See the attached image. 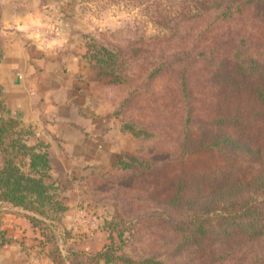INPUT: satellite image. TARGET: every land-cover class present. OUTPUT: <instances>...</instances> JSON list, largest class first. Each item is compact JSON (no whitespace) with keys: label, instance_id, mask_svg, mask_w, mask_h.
Masks as SVG:
<instances>
[{"label":"rangeland","instance_id":"374dc122","mask_svg":"<svg viewBox=\"0 0 264 264\" xmlns=\"http://www.w3.org/2000/svg\"><path fill=\"white\" fill-rule=\"evenodd\" d=\"M195 8V0H66L90 43L116 55L108 63L119 83L103 87L131 138L112 167L87 181L107 221L131 223L122 240L114 232L117 264H264V237L245 241L220 210L235 201L207 206L211 180L233 174L245 182L239 198L264 211V174L255 170L264 167V107L220 78L230 77L234 47L264 61V6L217 21L211 11L195 16ZM236 110L239 124L220 130L218 119ZM237 129L239 146L210 143L213 132L235 137ZM131 157L132 171L115 167Z\"/></svg>","mask_w":264,"mask_h":264},{"label":"crops","instance_id":"0c3cea01","mask_svg":"<svg viewBox=\"0 0 264 264\" xmlns=\"http://www.w3.org/2000/svg\"><path fill=\"white\" fill-rule=\"evenodd\" d=\"M65 7L66 0H0L6 114L33 131L30 144L47 145L51 181L66 207L52 227L38 214L1 203L0 264H73L69 250L91 258L114 242L109 218L92 202L87 176L112 167L131 135L122 130L106 100L105 80L86 56L88 29ZM92 264L108 263L98 258Z\"/></svg>","mask_w":264,"mask_h":264},{"label":"trees","instance_id":"16d2710c","mask_svg":"<svg viewBox=\"0 0 264 264\" xmlns=\"http://www.w3.org/2000/svg\"><path fill=\"white\" fill-rule=\"evenodd\" d=\"M195 4L197 11L195 16L200 15V12L211 11L217 21L229 19L236 13L242 14L252 4L264 6V0H195ZM86 47V56L98 67L100 76L105 78V86L116 88L119 83L115 73L116 68H114V65L108 63L109 60H115L116 55L106 49V47L93 45L90 43V39L88 40L87 38ZM231 61V78L227 74H222L220 78L225 83L231 84L236 91L245 89L252 91L256 96L257 102L264 107V61L256 56L242 53L240 47H234ZM185 69L187 68L185 67ZM181 80L182 92L187 96L188 79L187 77H182ZM125 100L119 101L118 111L121 110ZM118 111L116 114H118ZM243 117L236 110L226 116L220 117L217 126L220 130L226 125L228 127L237 126L240 118ZM188 119L190 122V116ZM222 132L224 131L212 133L210 141L212 145L223 144L226 146L227 144L225 143H228V145L233 147L239 146L237 139L239 136L242 137L243 134H240L239 129H237L235 137ZM138 133L141 134V132ZM32 135L33 131L30 128L21 126L18 120L6 114V107L0 90V151L3 154V162L0 164V204L10 203L13 206L38 214L50 220V226L55 227L56 223L61 219L62 214L66 211V207L58 199V185L55 181H51L47 145L40 141L30 144L29 139ZM129 160V163L124 160L118 161L115 167H119L120 165L121 169L132 171V163L137 160L134 157H131ZM257 166L258 168H255V170L258 172V175L261 176V173L263 175L264 167L262 163H257ZM216 171H214V174L219 175V169ZM232 175L225 174L221 176L218 182L213 179L211 180V182L215 183H212L209 187L210 197L207 198L208 211L213 208L214 202H224L227 199L234 200V204L223 205V207H220V210L224 211L229 227H242L243 229L239 228L235 230L243 234L242 236H244L245 241L253 242L255 238L264 237V211L256 208L254 205L252 207L249 204V198H239L238 195L244 187L243 183L245 182L233 179ZM113 195L112 193H108L105 196L112 198ZM208 211L205 213H208ZM250 214L255 216L252 217V220L248 219V216H251ZM31 220L37 226H46L45 222L37 218H31ZM108 222L111 232H119L118 237L120 240H122L123 234L126 231L130 232L131 230V223H125V226H118L114 222ZM196 231H200V229ZM52 240L56 241L53 236ZM114 248L113 245H110L98 256L91 258L86 257L81 252L69 250L68 257L73 264H92L98 258L105 259L108 264H117L114 259ZM53 255H58L56 249L53 250Z\"/></svg>","mask_w":264,"mask_h":264}]
</instances>
